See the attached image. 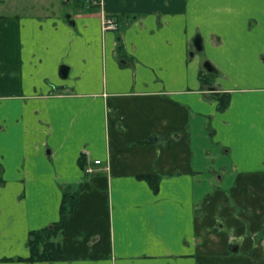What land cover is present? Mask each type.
Returning <instances> with one entry per match:
<instances>
[{
  "label": "crops",
  "instance_id": "obj_1",
  "mask_svg": "<svg viewBox=\"0 0 264 264\" xmlns=\"http://www.w3.org/2000/svg\"><path fill=\"white\" fill-rule=\"evenodd\" d=\"M0 180V264H264L223 222L264 180V0H0Z\"/></svg>",
  "mask_w": 264,
  "mask_h": 264
},
{
  "label": "rangeland",
  "instance_id": "obj_2",
  "mask_svg": "<svg viewBox=\"0 0 264 264\" xmlns=\"http://www.w3.org/2000/svg\"><path fill=\"white\" fill-rule=\"evenodd\" d=\"M174 22V21H173ZM199 25L203 23V21H196ZM102 30L104 32L107 31H116L119 28L118 22L116 23L115 19L113 18H104L103 23L101 26ZM203 34V27L202 30L199 32V29H197V33ZM195 31L193 32V34ZM196 33V34H197ZM194 48H192L193 50ZM198 56V55H197ZM200 56L201 63L203 62V56ZM200 63V65H201ZM201 68V75L204 80V84L207 86H211L212 88L219 91L221 89V86L219 84H216L214 79L216 76H208V74L205 72L204 69ZM219 88V89H218ZM239 183L244 182L238 181ZM246 183H252V181L246 180ZM255 183L257 184L256 189L253 190L252 187L247 186H241L239 184H234V188L240 191L239 195L237 196H228L230 204V209L227 212L226 216H223V222L229 223L228 221H233V227L236 225L238 226V231L232 229H227L225 233L227 234V237H229L233 245H240V240H242V236L238 237L240 235L243 236H250L255 238V241H258L254 245L258 248H264V180H256ZM239 185V186H238ZM251 193V194H250ZM247 194V195H245ZM227 202V201H226ZM230 214V216H229ZM263 262V260L256 259L255 263Z\"/></svg>",
  "mask_w": 264,
  "mask_h": 264
},
{
  "label": "trees",
  "instance_id": "obj_3",
  "mask_svg": "<svg viewBox=\"0 0 264 264\" xmlns=\"http://www.w3.org/2000/svg\"><path fill=\"white\" fill-rule=\"evenodd\" d=\"M219 109L222 111L228 105V96H222L219 99ZM152 188H156L157 180L148 179ZM2 181L0 180V183ZM65 203L61 206V220L59 223L52 225L42 231L31 232L28 240V247L30 256L26 259L29 262H53L63 259L60 247L51 241L55 236L56 231L61 227L63 219L65 218Z\"/></svg>",
  "mask_w": 264,
  "mask_h": 264
},
{
  "label": "water",
  "instance_id": "obj_4",
  "mask_svg": "<svg viewBox=\"0 0 264 264\" xmlns=\"http://www.w3.org/2000/svg\"><path fill=\"white\" fill-rule=\"evenodd\" d=\"M193 44L198 52H201L203 50L202 38L199 35L195 36V38L193 39ZM204 66L208 71L213 70V68L209 65V62H206ZM230 250L236 252L238 250V247L233 245L230 247Z\"/></svg>",
  "mask_w": 264,
  "mask_h": 264
},
{
  "label": "built area",
  "instance_id": "obj_5",
  "mask_svg": "<svg viewBox=\"0 0 264 264\" xmlns=\"http://www.w3.org/2000/svg\"><path fill=\"white\" fill-rule=\"evenodd\" d=\"M91 171H92V170L89 169V168L86 169V172H87V173H90Z\"/></svg>",
  "mask_w": 264,
  "mask_h": 264
}]
</instances>
